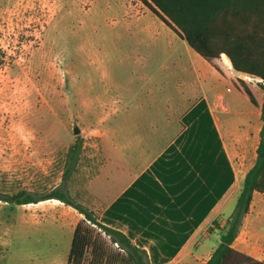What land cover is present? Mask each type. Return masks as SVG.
Returning <instances> with one entry per match:
<instances>
[{
	"label": "rangeland",
	"instance_id": "1",
	"mask_svg": "<svg viewBox=\"0 0 264 264\" xmlns=\"http://www.w3.org/2000/svg\"><path fill=\"white\" fill-rule=\"evenodd\" d=\"M133 3L0 0V194L39 196L60 188L81 202L92 175L107 166L108 138L92 97L140 94L145 77L170 88L196 83L187 44L151 13L133 19L142 13ZM226 60L215 62L228 66ZM242 77L258 98L264 96L258 79ZM77 136L80 158L63 181L67 151ZM258 194L233 246L264 261V195ZM77 218L76 209L53 198L0 200V264H66ZM225 220L220 216L212 224L214 236L204 240L197 258L167 264H203Z\"/></svg>",
	"mask_w": 264,
	"mask_h": 264
},
{
	"label": "crops",
	"instance_id": "2",
	"mask_svg": "<svg viewBox=\"0 0 264 264\" xmlns=\"http://www.w3.org/2000/svg\"><path fill=\"white\" fill-rule=\"evenodd\" d=\"M133 4L142 11L133 19L150 18L139 0ZM186 50L197 77L189 88L183 89L179 82L170 88L169 83L145 77L140 94L92 97L98 103L94 115L104 120L108 138L107 166L103 173L92 175L90 189L77 203L108 229L91 224L95 234L124 257L129 243L143 249L144 260L150 262L197 258L204 240L214 236L215 220L225 216L226 224L233 209L223 213L236 201L256 159L264 96L258 98L244 74L234 71L230 62L229 67L216 64L218 71L191 48ZM244 82L256 105L242 90ZM200 101L216 133L206 118L201 133L195 127L189 129L201 111L190 119L186 116ZM83 219L78 212L77 222ZM215 237L218 243L219 233Z\"/></svg>",
	"mask_w": 264,
	"mask_h": 264
},
{
	"label": "trees",
	"instance_id": "3",
	"mask_svg": "<svg viewBox=\"0 0 264 264\" xmlns=\"http://www.w3.org/2000/svg\"><path fill=\"white\" fill-rule=\"evenodd\" d=\"M139 1L216 70L219 71V68L215 61L224 55L234 71L258 79L259 86L264 89V0ZM241 88L250 101L256 105L257 102L251 90L243 83ZM200 111V116L195 118V123H192L189 129L195 127L200 132L203 127L202 120L206 118L210 121L213 133H216L203 101L197 103L186 119L192 118ZM260 118L262 126L259 132L256 159L244 176L225 226L219 228V241L216 247L203 264H264V261L237 250L233 246L242 219L249 211L253 194L264 195V100L260 106ZM81 149L82 139L77 136L67 151L63 181L76 169ZM232 182L231 176L228 180V187ZM51 198L73 207L85 218L78 221L74 227L66 264H164L144 260L145 251L129 243L125 245L127 256L112 252L95 234L91 224L99 227L101 225L96 223L91 211L75 202L60 188L39 196H33L25 191L11 195L0 194L1 201L15 204L36 203ZM101 228L108 231L105 227L101 226Z\"/></svg>",
	"mask_w": 264,
	"mask_h": 264
},
{
	"label": "water",
	"instance_id": "4",
	"mask_svg": "<svg viewBox=\"0 0 264 264\" xmlns=\"http://www.w3.org/2000/svg\"><path fill=\"white\" fill-rule=\"evenodd\" d=\"M73 132H74L75 134H78V133L80 132V129H79L77 126H75V127L73 128Z\"/></svg>",
	"mask_w": 264,
	"mask_h": 264
},
{
	"label": "bare ground",
	"instance_id": "5",
	"mask_svg": "<svg viewBox=\"0 0 264 264\" xmlns=\"http://www.w3.org/2000/svg\"><path fill=\"white\" fill-rule=\"evenodd\" d=\"M226 58H227V57H226ZM226 61L229 62L228 59H227Z\"/></svg>",
	"mask_w": 264,
	"mask_h": 264
}]
</instances>
